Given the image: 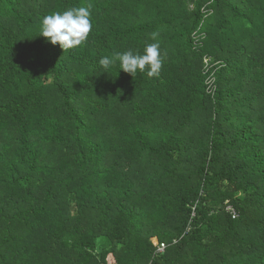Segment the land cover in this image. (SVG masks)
Instances as JSON below:
<instances>
[{
    "label": "trees",
    "instance_id": "1",
    "mask_svg": "<svg viewBox=\"0 0 264 264\" xmlns=\"http://www.w3.org/2000/svg\"><path fill=\"white\" fill-rule=\"evenodd\" d=\"M0 264H264V0H0Z\"/></svg>",
    "mask_w": 264,
    "mask_h": 264
},
{
    "label": "clouds",
    "instance_id": "2",
    "mask_svg": "<svg viewBox=\"0 0 264 264\" xmlns=\"http://www.w3.org/2000/svg\"><path fill=\"white\" fill-rule=\"evenodd\" d=\"M93 7L89 3L86 6L71 7L63 13L57 11L47 15L42 22V36L53 45H59L64 53L85 46L93 32ZM159 37L158 31L152 32L151 40L155 42L147 44L143 53L117 51L112 56L101 58L99 63L108 70L119 62L121 69L134 78L139 73L146 74L149 79H159L168 55L167 51H161Z\"/></svg>",
    "mask_w": 264,
    "mask_h": 264
},
{
    "label": "built area",
    "instance_id": "3",
    "mask_svg": "<svg viewBox=\"0 0 264 264\" xmlns=\"http://www.w3.org/2000/svg\"><path fill=\"white\" fill-rule=\"evenodd\" d=\"M228 210H231V208H229ZM232 214H234L236 216V213L233 210H232ZM155 245H156V247H159L158 252H163L166 248V246L164 244H159L158 241Z\"/></svg>",
    "mask_w": 264,
    "mask_h": 264
},
{
    "label": "rangeland",
    "instance_id": "4",
    "mask_svg": "<svg viewBox=\"0 0 264 264\" xmlns=\"http://www.w3.org/2000/svg\"><path fill=\"white\" fill-rule=\"evenodd\" d=\"M191 7H194V6H193V5H191ZM208 62H209V60H207V63H208ZM152 241H153V243H154V244H156V243H157V239H153Z\"/></svg>",
    "mask_w": 264,
    "mask_h": 264
}]
</instances>
